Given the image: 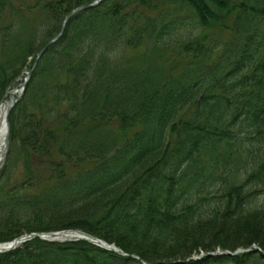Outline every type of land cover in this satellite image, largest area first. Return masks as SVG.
<instances>
[{
  "label": "trees",
  "instance_id": "obj_1",
  "mask_svg": "<svg viewBox=\"0 0 264 264\" xmlns=\"http://www.w3.org/2000/svg\"><path fill=\"white\" fill-rule=\"evenodd\" d=\"M45 1L0 0V100L23 61L93 0ZM108 1L69 21L16 105L18 128L21 110L9 115L7 155L17 138L29 166L21 183L0 187V244L78 230L127 257L33 239L0 253V264H140L132 256L173 264L215 249L264 252V0H113L103 11ZM21 3H43L54 22L38 44L36 25L25 31L13 12ZM188 20L203 34L181 40Z\"/></svg>",
  "mask_w": 264,
  "mask_h": 264
},
{
  "label": "rangeland",
  "instance_id": "obj_2",
  "mask_svg": "<svg viewBox=\"0 0 264 264\" xmlns=\"http://www.w3.org/2000/svg\"><path fill=\"white\" fill-rule=\"evenodd\" d=\"M55 2L56 0H46L45 2ZM77 0H71L72 3H75ZM231 1H236V0H231ZM113 0L108 1L105 6H103V11L107 10L108 7L111 6ZM102 4V3H101ZM21 7H18V10L13 11L14 13H17V18L20 19V21L22 19L25 20L24 22V26H25V31L29 29L30 26H35L36 25V40H37V44L44 40V33L45 31L48 30V27L50 29H52L54 27V22L53 21H49L50 19H46V16L44 14V10H43V3L40 4L39 6L35 7L33 4H25V3H21L20 4ZM27 9H30V11H28ZM16 18V19H17ZM49 21V22H48ZM188 22H192L190 20H188ZM197 25H195L194 22L192 23H188L187 24V33L185 35L181 34V40L187 36V35H192L194 37H198L199 35L203 34V29L201 27H196ZM207 39L206 41L210 42L212 40V36L213 34L207 32ZM206 38V37H205ZM32 59L33 57L30 56L27 59H25L23 62V68L20 71L19 75L15 78L14 82L11 84L12 88L9 90L8 94L5 96L4 99V104H2V99L4 98V96L2 97V99L0 100V109L3 106H6L10 100L13 101L15 98H17V96L20 94L21 90V86H22V81H23V77L25 75V73H27V71L30 69L29 67L32 64ZM26 89V88H25ZM19 94H14V91H16ZM24 95V93H23ZM22 95V97H24ZM21 97V99H22ZM11 105V104H10ZM16 104H14L11 109H10V114H13L15 112H17L18 109L21 110V112H17V118H15L13 121L15 122V126L18 128V126H20V121L23 115V108L22 105L19 106L18 108H16ZM16 115V114H15ZM19 140L16 138L14 142H12L10 149H11V153L10 155H6V159H5V163L4 166H6L5 168V176L0 178V187H12L15 186L16 183H21V181L24 180V178L26 177V175L28 176V174H23L25 173L24 169H25V165L27 163V159L25 157V152L22 149V147L20 146ZM8 151V150H7ZM29 164L26 165V168H28ZM43 168V165L40 166L36 171H34V175L39 176L41 175V170ZM30 175V174H29ZM257 246V245H255ZM216 250V249H215ZM200 254V253H199ZM199 254H194V256H198Z\"/></svg>",
  "mask_w": 264,
  "mask_h": 264
},
{
  "label": "water",
  "instance_id": "obj_3",
  "mask_svg": "<svg viewBox=\"0 0 264 264\" xmlns=\"http://www.w3.org/2000/svg\"><path fill=\"white\" fill-rule=\"evenodd\" d=\"M104 0H94L92 3L88 4V5H84V6H81L79 8H76L74 9L73 11H71L62 21V24H61V27H60V30L58 32V34L52 39L50 40L47 44H45L40 50L39 52L37 53L36 55V58L34 60V63L32 65V68L30 69V71L26 74L25 76V80H24V83L22 85V89L25 88L30 76H31V73L32 71L34 70L35 68V65L37 64V61L40 59V57L45 53V51L53 44H55L56 42L59 41V39L63 36L64 34V31H65V27L67 25V23L69 22V20L74 17L75 15H77L78 13L80 12H83V11H86V10H90V9H93L97 6H99ZM21 95L19 97H17L13 102H11L9 105H8V108H7V114L9 113L10 111V107L12 105H14L15 103H17L20 99ZM4 99L5 97L2 99V104L4 103ZM7 147H8V142H7V137H5L4 139V143H3V153H2V157L0 159V169L1 167L3 166L4 164V161H5V156H6V153H7ZM80 234V238L79 240H82V241H87L93 245H97L98 247L100 248H104L105 250H109V251H112L116 254H119V255H123L121 253L120 250L116 249L115 247L113 246H106L104 245L103 243H101L100 241L98 240H94L92 239L91 237L85 235V234H81V233H78V235ZM36 237H44L43 239L45 240H53V239H58V238H62V237H66L62 234H48V235H45V236H39V235H28V236H24V237H21V238H18L16 240H14L12 243L8 244V245H4V246H0V252H9L13 249H15L17 247L18 244L20 243H23L25 241H28L30 239H33V238H36ZM79 237V236H78ZM258 251V250H257ZM249 252V251H248ZM237 253H243V252H237ZM235 253V254H237ZM217 254H220V255H228V256H233L235 254H228V253H223V252H217L215 254H206L205 256H208V257H213V256H216ZM199 260V258L197 259Z\"/></svg>",
  "mask_w": 264,
  "mask_h": 264
},
{
  "label": "bare ground",
  "instance_id": "obj_4",
  "mask_svg": "<svg viewBox=\"0 0 264 264\" xmlns=\"http://www.w3.org/2000/svg\"><path fill=\"white\" fill-rule=\"evenodd\" d=\"M19 94V93H16ZM5 115H6V107L3 106L0 109V159L2 157L3 153V139L6 134V121H5Z\"/></svg>",
  "mask_w": 264,
  "mask_h": 264
}]
</instances>
